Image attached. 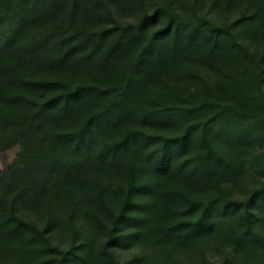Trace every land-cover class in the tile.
I'll return each instance as SVG.
<instances>
[{"label":"trees","instance_id":"16d2710c","mask_svg":"<svg viewBox=\"0 0 264 264\" xmlns=\"http://www.w3.org/2000/svg\"><path fill=\"white\" fill-rule=\"evenodd\" d=\"M211 3L225 12L234 4L239 15L218 25L195 5L184 13L170 4L147 10L143 0H0V152L20 146L0 171V243L42 234L15 208L19 200L38 207L49 188L73 202L72 212L80 206L97 222L111 212L100 176L122 174L129 184L112 224L137 228L132 236L179 244L226 232L235 246L259 243L252 210L263 198L200 199L165 185L215 186L244 168L251 146L264 147V48L253 49L235 31L264 40V0ZM111 4L122 11L139 4V23H120ZM192 64L217 75L206 78ZM19 67L48 76L35 79ZM191 80L193 90L184 83ZM154 81L164 83V94L148 93ZM134 119L181 133L162 138L129 129L103 136ZM152 138L162 142L147 153ZM140 170L152 171L153 183H137ZM139 190L150 197L146 215H129ZM179 201L184 218L171 222Z\"/></svg>","mask_w":264,"mask_h":264},{"label":"rangeland","instance_id":"374dc122","mask_svg":"<svg viewBox=\"0 0 264 264\" xmlns=\"http://www.w3.org/2000/svg\"><path fill=\"white\" fill-rule=\"evenodd\" d=\"M147 10H152L157 5H169L175 11L189 13L193 5L196 6L200 15L208 17L213 23L222 25L225 17H235L239 11L234 6H230L226 12L223 4L216 3L212 5L213 0H143ZM137 3V0H134ZM115 18L123 24H138L143 10L139 4H135L134 10L122 11L111 4ZM160 24L155 26L156 29ZM239 39L246 44L252 45L253 49L260 51L264 48V40L252 41L249 36L240 32L239 27L235 28ZM254 40V39H253ZM206 66L193 65L192 69L198 71L206 78L216 77V72H208ZM34 67H31L33 70ZM23 74H30L33 78H45L42 71L24 72L23 67H19ZM30 71V70H28ZM73 83L78 78L68 77ZM194 81L184 82L186 85H192ZM164 83L158 81L152 82L148 87L149 94H164ZM202 118L201 115H195ZM129 129H137L147 134L157 137H175L181 133L180 128L172 126H162L157 124H141L138 119L128 121L121 130L113 131L112 135H103L105 139H113ZM161 140L152 138V145H146V152L156 149ZM258 146H256L257 148ZM144 149V148H143ZM259 149V148H258ZM20 151L19 145L0 152V171L16 160ZM189 153L187 156H192ZM244 168L234 177L223 178L215 186H196L189 187L183 181L170 180L165 184L171 188H178L187 192L192 197L207 199L211 195L223 193L232 200L245 201L254 197V201L263 198L261 206L253 208V232L261 237L258 244L250 246H235L231 240L226 237V232L222 234H208L198 237L185 243L162 244L154 239L144 235L132 236L138 234L137 228H132L125 223L113 226V215H118L122 210L125 198V191L128 189V177L122 174L115 178H104L100 176L101 184L106 188L105 202L111 212L103 213L97 222L91 221L86 212L78 206L77 211L72 212L73 202L59 194L58 190L49 188L48 194L42 199V203L36 207L24 201H18L16 204V214L29 222L37 224L42 233L27 242H11L9 245L0 243V264H264V147L259 151L255 145L248 149L245 157ZM152 161H155L152 158ZM151 161V162H152ZM152 171L140 170L136 173V182L139 184L153 183ZM131 205L127 208V213L135 216H145L141 211L150 197L146 191L139 190L131 198ZM135 204H139L136 207ZM183 204L179 201L176 204V210L169 214L171 222L178 221L183 216ZM88 218H87V217ZM238 219V217H237ZM239 228L240 226H236ZM243 231H247V226H242ZM112 231V235H111ZM36 235V234H35ZM126 238V239H124ZM120 239V240H119Z\"/></svg>","mask_w":264,"mask_h":264}]
</instances>
